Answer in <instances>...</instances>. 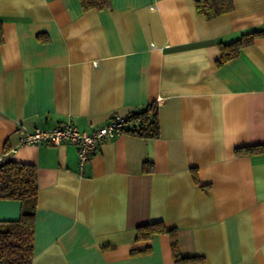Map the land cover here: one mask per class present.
I'll return each mask as SVG.
<instances>
[{
	"label": "crops",
	"instance_id": "0c3cea01",
	"mask_svg": "<svg viewBox=\"0 0 264 264\" xmlns=\"http://www.w3.org/2000/svg\"><path fill=\"white\" fill-rule=\"evenodd\" d=\"M197 0H0V163L37 170L32 264H264V0L207 18ZM156 103L159 136L128 131L80 165L76 145H19L35 128L91 131ZM132 123L125 126L131 127ZM21 203L0 198V221ZM161 222L170 236L137 240ZM147 249V252H140Z\"/></svg>",
	"mask_w": 264,
	"mask_h": 264
},
{
	"label": "trees",
	"instance_id": "16d2710c",
	"mask_svg": "<svg viewBox=\"0 0 264 264\" xmlns=\"http://www.w3.org/2000/svg\"><path fill=\"white\" fill-rule=\"evenodd\" d=\"M86 10L101 9L109 4V0H79ZM233 7L232 0H197L196 9L207 18L228 12ZM264 35V30L249 32L226 44H220L221 56L217 64L238 55L242 47L253 43V40ZM3 40V25L0 21V44ZM122 131H128L143 138L159 136V121L156 103H149L141 111L124 117ZM132 123L126 128L127 123ZM236 153H264V144L236 149ZM38 192L37 170L32 164L14 160L0 163V198L17 199L21 203L17 219L0 221V264H32L34 246V224L36 196ZM137 240H147L160 233L170 236L171 253L175 263H188L199 260L195 257H182L178 248L175 229H167L163 223H149L136 228ZM141 250L140 252H147Z\"/></svg>",
	"mask_w": 264,
	"mask_h": 264
},
{
	"label": "built area",
	"instance_id": "2783aa9c",
	"mask_svg": "<svg viewBox=\"0 0 264 264\" xmlns=\"http://www.w3.org/2000/svg\"><path fill=\"white\" fill-rule=\"evenodd\" d=\"M124 124V117L114 116L91 131H86L80 129L69 120L51 128H35L32 131L22 132L19 136V145L40 143L53 145L62 143L73 144L78 148L79 162L80 165H83L103 142L118 135Z\"/></svg>",
	"mask_w": 264,
	"mask_h": 264
}]
</instances>
